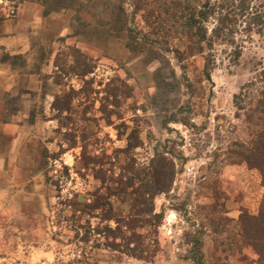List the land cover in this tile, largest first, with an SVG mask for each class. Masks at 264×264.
Segmentation results:
<instances>
[{"label": "rangeland", "instance_id": "rangeland-1", "mask_svg": "<svg viewBox=\"0 0 264 264\" xmlns=\"http://www.w3.org/2000/svg\"><path fill=\"white\" fill-rule=\"evenodd\" d=\"M141 3L0 0V35L14 37L0 63L23 85L7 111L36 125L45 185L36 204L0 212V264H264L234 243L241 212L264 224V166L226 155L243 137L240 108L264 86V24L246 31L243 19L234 45L216 40L207 78L204 57L184 54ZM158 156L174 178L152 201L160 221L135 230L145 260L124 248L140 182L120 177Z\"/></svg>", "mask_w": 264, "mask_h": 264}, {"label": "trees", "instance_id": "trees-1", "mask_svg": "<svg viewBox=\"0 0 264 264\" xmlns=\"http://www.w3.org/2000/svg\"><path fill=\"white\" fill-rule=\"evenodd\" d=\"M136 2H142V7H152L153 15L156 13V20H160L161 23L168 22L165 32H171L183 40L184 54L204 57V73L207 78L213 64L210 50L216 40L234 45L233 36L237 31V23L243 19L246 31L264 24V0L259 1L256 6L252 3L253 0H136ZM253 7H259L262 11L256 8L253 10ZM240 109L244 111V119L241 122L243 137L237 138L226 155L234 159L233 164L244 163L250 169L261 171L264 166V86L257 91L256 96L248 99L246 107ZM132 166L129 163L123 171L126 173L133 171ZM132 171L130 173H133ZM134 176L120 177L121 186L132 187L136 179L140 182L136 189L132 188V195L135 198L134 215L127 218L123 225L129 235L124 238L119 227L116 231L120 238H124V248L128 255L148 260L153 252L148 250L146 237L135 230L143 226H152L151 220H156L155 224L160 221L161 215L152 213V201L155 196L170 190L174 168L170 161L168 163L158 156L152 162L150 171L146 173L136 171ZM105 217L111 218L108 213ZM234 225L240 228L237 235H234V243L237 244L240 242L239 239H242L241 244L251 248L257 261L262 263L264 224L260 223L258 217L241 212ZM129 245L133 246L130 248ZM242 245H237V253L242 250Z\"/></svg>", "mask_w": 264, "mask_h": 264}, {"label": "crops", "instance_id": "crops-1", "mask_svg": "<svg viewBox=\"0 0 264 264\" xmlns=\"http://www.w3.org/2000/svg\"><path fill=\"white\" fill-rule=\"evenodd\" d=\"M7 35V34H6ZM0 35V47L7 51L14 37ZM22 78L0 63V212L22 210L36 204L43 190L42 170L36 146V125L28 127L21 116L8 114L9 100L22 88ZM35 129V130H34Z\"/></svg>", "mask_w": 264, "mask_h": 264}]
</instances>
